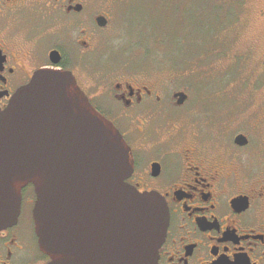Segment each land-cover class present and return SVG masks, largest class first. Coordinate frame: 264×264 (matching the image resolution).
Masks as SVG:
<instances>
[{"label": "flooded vegetation", "instance_id": "obj_1", "mask_svg": "<svg viewBox=\"0 0 264 264\" xmlns=\"http://www.w3.org/2000/svg\"><path fill=\"white\" fill-rule=\"evenodd\" d=\"M111 23V12L94 11L93 0H0V112L38 70L70 71L130 146L127 182L166 200L157 264H264V86L218 111L199 109L198 129L164 137L161 117L169 106L185 108L191 94L184 90L179 105L122 72L95 77L93 57ZM36 199L32 184L23 187L17 222L0 231V264L50 261L35 230Z\"/></svg>", "mask_w": 264, "mask_h": 264}, {"label": "water", "instance_id": "obj_2", "mask_svg": "<svg viewBox=\"0 0 264 264\" xmlns=\"http://www.w3.org/2000/svg\"><path fill=\"white\" fill-rule=\"evenodd\" d=\"M173 97L181 105L187 94ZM132 173L130 146L70 71L38 70L0 112V231L17 222L32 184L47 264H157L168 205L131 186Z\"/></svg>", "mask_w": 264, "mask_h": 264}, {"label": "rangeland", "instance_id": "obj_3", "mask_svg": "<svg viewBox=\"0 0 264 264\" xmlns=\"http://www.w3.org/2000/svg\"><path fill=\"white\" fill-rule=\"evenodd\" d=\"M93 7L112 16L93 57L95 77H136L169 100L191 94L185 108L169 106L161 117L164 137L198 129L199 109L218 111L264 86V0H93ZM181 53L185 59L175 57ZM111 64L120 70L106 74Z\"/></svg>", "mask_w": 264, "mask_h": 264}, {"label": "trees", "instance_id": "obj_4", "mask_svg": "<svg viewBox=\"0 0 264 264\" xmlns=\"http://www.w3.org/2000/svg\"><path fill=\"white\" fill-rule=\"evenodd\" d=\"M194 11H195V12H198L199 10L197 11V9H194ZM194 16L196 17V15H194ZM190 51L192 52L193 50L189 49V52H190ZM193 52H194V51H193ZM197 52H198V51H197ZM175 57H177L178 59H181V58L185 59V56H182V53H181L180 56H179V55H175ZM178 59H176V60H178Z\"/></svg>", "mask_w": 264, "mask_h": 264}]
</instances>
